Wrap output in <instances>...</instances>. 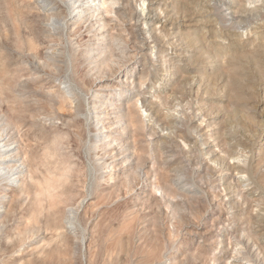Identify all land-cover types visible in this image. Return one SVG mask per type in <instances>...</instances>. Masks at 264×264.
<instances>
[{
  "label": "rangeland",
  "instance_id": "374dc122",
  "mask_svg": "<svg viewBox=\"0 0 264 264\" xmlns=\"http://www.w3.org/2000/svg\"><path fill=\"white\" fill-rule=\"evenodd\" d=\"M74 1L0 0V134L23 167L0 182V264H264V0H97L70 19ZM101 82L112 152L93 138ZM231 132L257 143L244 175Z\"/></svg>",
  "mask_w": 264,
  "mask_h": 264
},
{
  "label": "bare ground",
  "instance_id": "6f19581e",
  "mask_svg": "<svg viewBox=\"0 0 264 264\" xmlns=\"http://www.w3.org/2000/svg\"><path fill=\"white\" fill-rule=\"evenodd\" d=\"M44 2L46 0H43ZM50 2V1H49ZM93 2V3H92ZM99 2V1H98ZM104 3V1H103ZM47 4V3H45ZM97 0H75L74 3L71 5V12L69 13V18L70 19H75L76 16L79 17L82 13L86 11H91V8H94L95 11L98 9L97 8ZM45 6V5H44ZM47 7V6H46ZM89 13V12H88ZM95 13V12H94ZM170 15V14H168ZM145 16V15H144ZM158 16V15H157ZM170 17V16H169ZM68 18V19H69ZM154 16L149 13V15L145 16L146 20H156L153 19ZM101 19V18H100ZM170 19V18H169ZM145 21V20H144ZM170 21V20H169ZM157 22V21H156ZM159 22V21H158ZM59 22L54 19L53 20V25H57ZM97 23V22H96ZM154 23V22H152ZM151 31H153V28H149ZM121 83V82H120ZM264 83V82H263ZM119 84V83H118ZM100 89H103L104 91L102 92V95H104L102 102V106L106 105V111L102 109L101 105L94 106L92 110L93 116L96 118L93 122V127H94V135L93 138L94 140L100 141L103 143V145H106V149L110 148L111 152L115 150V142L121 141L122 138V132L119 129H113L111 128L112 124H117V128L119 127V119L117 120V116L115 115L116 111V94L115 90H112V88H109V86H105L104 83H100L99 87ZM109 91H105L108 90ZM113 89H117L116 86L113 87ZM93 100V99H92ZM99 101V100H98ZM90 113V112H89ZM169 113V112H168ZM172 113V112H171ZM174 115H171V118L174 119V121L178 120V117L175 116V112L173 113ZM178 115V113H177ZM183 117V116H182ZM262 118V117H261ZM111 120H113L111 122ZM125 120V119H124ZM261 121L263 120V125L260 131L264 132V116ZM177 123V122H176ZM174 124V123H173ZM175 126V125H174ZM261 127V126H260ZM116 128V127H115ZM167 128V127H166ZM173 128V127H172ZM175 129V128H174ZM173 129V130H174ZM233 130V129H232ZM236 131V129H234ZM259 131V129H258ZM226 132V131H225ZM238 133V132H237ZM202 135V134H201ZM242 135V134H241ZM245 136V135H244ZM203 137V136H202ZM238 137V135L235 132H231L227 135V144L230 147V150L232 153L236 154L241 151H247L249 157H251L250 162L248 166L246 167V163L240 161H235L231 165L233 168L239 173H245L246 171H249V168L251 167L252 162L255 161V155L257 152V143H250V146L248 147H243L235 138ZM249 138V137H248ZM125 139V138H124ZM203 139V138H202ZM239 140V139H238ZM252 142V141H251ZM14 143L12 141V138L8 135L0 134V182H5L6 185H16L21 178L22 172H23V167L22 163H20V160L17 156L16 153V147L14 146ZM17 143V142H16ZM211 143V142H210ZM247 145V144H246ZM249 145V143H248ZM259 146V145H258ZM118 147V146H117ZM129 149V148H128ZM101 150V149H100ZM99 150V152H100ZM117 151V150H116ZM109 152V151H106ZM128 153V152H127ZM99 154V153H98ZM131 155V153H129ZM128 156V155H127ZM246 157V154L245 156ZM104 159V172L107 174H110L111 176H114L116 173L113 171H120L123 168L122 166V157H119V154L115 152L112 156L110 157H102ZM238 158V157H237ZM242 159V158H241ZM257 159V158H256ZM102 160V159H101ZM175 160V159H174ZM235 160V159H234ZM240 160V159H239ZM245 160V158H244ZM242 161V160H241ZM130 162V161H129ZM247 162V161H246ZM129 165V163H128ZM109 169V170H108ZM127 170V169H126ZM178 172V171H176ZM122 173V172H118ZM180 174V172H179ZM244 175V174H243ZM242 176V175H241ZM240 176V177H241ZM246 176V175H245ZM183 177V176H182ZM111 178V177H110ZM244 179V177H243ZM242 179V180H243ZM246 179V178H245ZM241 180V178H240ZM241 180V183H242ZM179 181V180H178ZM184 179L181 178L180 182H183ZM245 181V180H244ZM249 181V180H248ZM188 182V181H187ZM250 182V181H249ZM252 182V181H251ZM250 182V183H251ZM178 184V183H177ZM245 184V183H244ZM179 185V184H178ZM252 186V185H251ZM147 187V186H146ZM187 188V187H186ZM190 189V188H189ZM192 189V188H191ZM247 192V191H246ZM256 192V190L253 187L249 188V193L251 195ZM257 193V192H256ZM8 195L7 192L1 191L0 192V204L5 201V197ZM257 195V194H256ZM4 206V205H3ZM1 208V205H0ZM2 209L0 210V212ZM263 211V210H262ZM261 211V212H262ZM264 212V211H263ZM263 220V219H262ZM263 231V230H262ZM264 233V232H263ZM264 240V239H263Z\"/></svg>",
  "mask_w": 264,
  "mask_h": 264
}]
</instances>
